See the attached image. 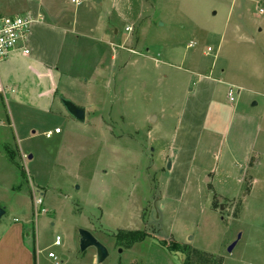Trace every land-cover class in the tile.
I'll use <instances>...</instances> for the list:
<instances>
[{
  "label": "rangeland",
  "instance_id": "obj_1",
  "mask_svg": "<svg viewBox=\"0 0 264 264\" xmlns=\"http://www.w3.org/2000/svg\"><path fill=\"white\" fill-rule=\"evenodd\" d=\"M59 2L75 34L55 100L36 104L31 84L30 103L0 89V235L24 224L38 264H95L81 228L107 248L99 264H182L161 240L193 264H264V0ZM207 71L221 112L183 141L187 166L167 168L179 111ZM60 97L86 108L83 123ZM137 230L141 241L115 239Z\"/></svg>",
  "mask_w": 264,
  "mask_h": 264
},
{
  "label": "crops",
  "instance_id": "obj_2",
  "mask_svg": "<svg viewBox=\"0 0 264 264\" xmlns=\"http://www.w3.org/2000/svg\"><path fill=\"white\" fill-rule=\"evenodd\" d=\"M0 14H22L33 19L27 36L29 53L14 49L6 59L0 61V89H10V93L17 97L15 99L30 103L26 98V95H30L29 89H24L22 96L20 91L23 86L31 84L35 92V103L54 101L56 86L62 76V52L68 34H75L74 23L64 21V11L59 0H0ZM193 64L194 68H198L200 63L194 61ZM207 72L193 83L179 111L182 126L172 143L175 159L170 164L174 169L182 164L187 166L194 149L185 145L194 140L198 128L203 125L209 113L221 112L218 102H213L215 83L210 71ZM12 83L18 87L11 89ZM228 86L233 87L231 83ZM185 139L190 140V143L184 145ZM13 221L0 235V264H38L34 246L27 240L26 226L15 219Z\"/></svg>",
  "mask_w": 264,
  "mask_h": 264
},
{
  "label": "built area",
  "instance_id": "obj_3",
  "mask_svg": "<svg viewBox=\"0 0 264 264\" xmlns=\"http://www.w3.org/2000/svg\"><path fill=\"white\" fill-rule=\"evenodd\" d=\"M74 4H79L81 0H71ZM33 21L31 16L16 14V15H6L0 14V61L6 59L11 51L14 49H20L24 54L29 53V48L27 46V36L29 32V27ZM126 31L130 30V27L125 28ZM195 42L189 41L188 46H194ZM207 50H210L208 47ZM232 86H229L227 90V96L229 100H233V90ZM61 130L55 127L53 130H48L45 133L46 137H51L52 134H58ZM35 207L41 205L42 200L40 197H34L33 199ZM53 245H60V237L55 236ZM49 258L56 259V256L52 253H48ZM58 264V262H55Z\"/></svg>",
  "mask_w": 264,
  "mask_h": 264
},
{
  "label": "water",
  "instance_id": "obj_4",
  "mask_svg": "<svg viewBox=\"0 0 264 264\" xmlns=\"http://www.w3.org/2000/svg\"><path fill=\"white\" fill-rule=\"evenodd\" d=\"M60 102L65 108L66 112L75 120L83 123L85 121V115H86V108L84 106L77 105L73 103L70 99L68 98H63L60 97ZM29 156L28 158H30ZM167 168H170V163L167 164ZM220 209H222V205L220 204ZM4 209L0 208V217L4 214ZM78 235H79V250L81 252L85 251L87 248L92 247L94 248L95 251V264H99L102 262L107 256H108V251L107 248L99 242L92 234L90 231L86 229H79L78 230ZM239 238V234L237 236ZM236 241H233L228 247L227 251H231L233 246L235 245Z\"/></svg>",
  "mask_w": 264,
  "mask_h": 264
},
{
  "label": "trees",
  "instance_id": "obj_5",
  "mask_svg": "<svg viewBox=\"0 0 264 264\" xmlns=\"http://www.w3.org/2000/svg\"><path fill=\"white\" fill-rule=\"evenodd\" d=\"M144 234L137 230V231H128V232H119L115 235V239L117 241H122L124 244L126 245H131L132 243L134 242H137V241H141L143 238H144ZM169 241H165V240H161V241H158V245L160 247H162L163 249L169 251V252H173V253H180L182 256H183V262L182 264H193L192 260L189 258V255H188V252H183L181 249H180V246L178 244H175V242L171 243L170 245L168 244ZM209 256V255H208ZM208 258V257H207ZM210 260V259H209ZM211 264H219L218 262H215V261H211Z\"/></svg>",
  "mask_w": 264,
  "mask_h": 264
}]
</instances>
